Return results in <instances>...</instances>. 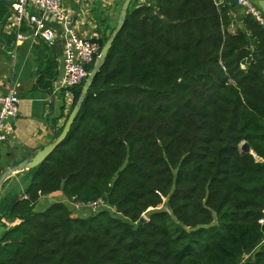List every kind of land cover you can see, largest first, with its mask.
<instances>
[{
  "label": "trees",
  "instance_id": "obj_1",
  "mask_svg": "<svg viewBox=\"0 0 264 264\" xmlns=\"http://www.w3.org/2000/svg\"><path fill=\"white\" fill-rule=\"evenodd\" d=\"M148 1L129 9L66 139L29 169L26 197H4L20 222L0 264H264V26L234 2ZM58 191L127 220L36 210ZM165 198L168 212L142 219Z\"/></svg>",
  "mask_w": 264,
  "mask_h": 264
},
{
  "label": "crops",
  "instance_id": "obj_2",
  "mask_svg": "<svg viewBox=\"0 0 264 264\" xmlns=\"http://www.w3.org/2000/svg\"><path fill=\"white\" fill-rule=\"evenodd\" d=\"M252 2L264 17V0ZM62 3L72 16L71 24L76 32L83 37L96 39L108 35L117 12L121 11V0H102L98 8L95 0H62ZM228 3L233 5L232 0H228ZM28 9L30 12L41 13L34 0H30ZM47 22L51 27H58L50 18ZM23 31L30 37L17 44L12 0H0V94L15 90L20 97L18 115L5 120L8 137L0 144V175L34 150L54 140L57 131L66 122L73 104L72 91L59 88L63 75L65 41L60 29L54 43L33 38L26 24ZM28 171L29 169L16 172L6 181L0 190V208L7 193H18L21 197H26L23 194L30 181ZM14 182L17 184L14 189L5 192ZM57 201L72 203L63 192L58 191L41 196L36 210L39 204L45 209ZM0 216L1 239L5 231L17 225L20 219L4 216L3 213Z\"/></svg>",
  "mask_w": 264,
  "mask_h": 264
},
{
  "label": "built area",
  "instance_id": "obj_3",
  "mask_svg": "<svg viewBox=\"0 0 264 264\" xmlns=\"http://www.w3.org/2000/svg\"><path fill=\"white\" fill-rule=\"evenodd\" d=\"M88 2L89 0H80ZM245 13L253 15L264 26V17L252 0H232ZM216 5H221L223 0H214ZM41 13L30 12L28 6L30 0H12L13 20L16 26V43L19 44L30 35L23 31L26 24L31 30V36L36 39L54 43L60 29L64 36V59L63 75L59 88L71 90L86 81L90 74L88 66L95 63L100 56L102 45L95 37H83L79 35L71 24L72 16L62 3V0H34ZM48 18L59 27H51ZM14 56H16L14 54ZM20 97L15 90L8 94H0V144L8 137L5 120L9 117H16L19 113ZM73 209L77 211L83 208L97 209L107 203L103 197L91 202L71 201Z\"/></svg>",
  "mask_w": 264,
  "mask_h": 264
},
{
  "label": "water",
  "instance_id": "obj_4",
  "mask_svg": "<svg viewBox=\"0 0 264 264\" xmlns=\"http://www.w3.org/2000/svg\"><path fill=\"white\" fill-rule=\"evenodd\" d=\"M132 2H133V0H125L124 1L122 8H121V11H120V16H119L117 26H116L115 30L112 32V34L110 35V37L108 38V40L103 45L100 56L95 61L94 67L90 71V74L87 77V79H86V81L82 87L80 98H79L78 102L76 103V105L71 110V112H70V114H69V116H68V118H67V120L63 126L61 133L56 135L54 140H52L49 144L45 145L42 148H38V149L34 150L28 157H26L22 161L14 164V165L8 167L6 170H4L0 175V190L4 186L6 181L14 175V173L25 171L28 169H33V168L37 167L41 162H43L47 158H49V156L55 151V149L66 139V137L69 134V132H70V130H71V128L75 122V119H76V117L80 111L81 105H82L89 89L91 88V85L94 81V78L96 77V75L100 71V69L102 68L117 34L119 33V31L124 26V23H125V20L128 16V12H129V9H130ZM157 13L161 14V12L159 10L157 11ZM251 150H252L251 146L248 142L245 141L242 143V145H241V151L242 152H248ZM168 211H169L168 207H162L161 206V207H156V208H150L149 210H147L143 214L142 219L143 220L144 219L149 220L151 218V216H153L156 213L168 212Z\"/></svg>",
  "mask_w": 264,
  "mask_h": 264
},
{
  "label": "rangeland",
  "instance_id": "obj_5",
  "mask_svg": "<svg viewBox=\"0 0 264 264\" xmlns=\"http://www.w3.org/2000/svg\"><path fill=\"white\" fill-rule=\"evenodd\" d=\"M101 1L102 0H95V4H96V7L98 8V7H100L101 5H100V3H101ZM124 1L125 0H121V3H120V9H121V6L123 5V3H124ZM152 1V0H151ZM225 1V0H224ZM226 2H228V0H226L225 1V3ZM146 3H151V2H149L148 0H133V2L131 3V7H130V9H132L134 6H138V5H141V4H146ZM95 8H92V10H94ZM119 9V10H120ZM244 11V10H243ZM233 12V11H232ZM119 11L117 12V14H116V18H114V22L115 23H113V25H112V28L109 30V32H108V36L110 37V34H112L111 32H112V30H113V28H114V30H115V28H116V26H117V23H118V20H119ZM233 14V13H232ZM99 16V15H98ZM27 171V170H26ZM28 175H26V177H27ZM14 185H17L15 182L13 183V185H12V187H8L7 188V190L5 191V192H9L10 190H13L14 189ZM16 188V187H15ZM20 188V187H19ZM69 201H70V199H69ZM68 204H70V202H68ZM168 205V203H167V200H166V198L164 199V202H163V204H161L159 207H168L167 206ZM70 206H71V209L74 207L72 204H70ZM44 210V207L42 206V205H38V207H37V210ZM101 209H107V210H109L113 215H115V216H117V217H123L125 220H127V218H125L124 216H122L121 214H119V213H117L116 212V210H115V208L114 207H112V206H109V204H107V203H105V204H102L100 207H98L97 209H90V208H83L82 210H80V211H77L76 209H73L72 210V212H73V214H75V215H84V216H86V215H89V214H91V213H95V212H97V211H99V210H101Z\"/></svg>",
  "mask_w": 264,
  "mask_h": 264
}]
</instances>
